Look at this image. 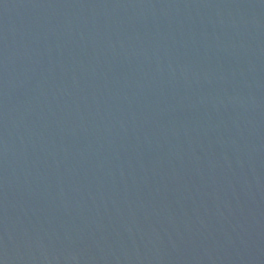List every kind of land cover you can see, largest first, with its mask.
Wrapping results in <instances>:
<instances>
[{"label": "water", "instance_id": "95a60500", "mask_svg": "<svg viewBox=\"0 0 264 264\" xmlns=\"http://www.w3.org/2000/svg\"><path fill=\"white\" fill-rule=\"evenodd\" d=\"M0 264H264V0H0Z\"/></svg>", "mask_w": 264, "mask_h": 264}]
</instances>
